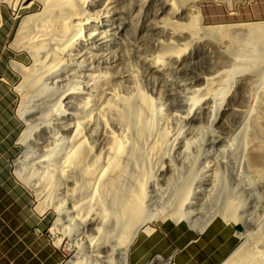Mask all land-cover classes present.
Listing matches in <instances>:
<instances>
[{
  "label": "rangeland",
  "instance_id": "374dc122",
  "mask_svg": "<svg viewBox=\"0 0 264 264\" xmlns=\"http://www.w3.org/2000/svg\"><path fill=\"white\" fill-rule=\"evenodd\" d=\"M17 3L0 1V7L8 17L5 43L0 41V236L34 240L30 245L33 250L52 253L59 263L73 260L77 256H80L79 264H93L95 261L93 251L84 242L88 235L96 233L92 230L95 227L91 228L88 222L85 225L75 222L70 228L54 225L58 217L57 210L51 206L40 213L36 207L39 202L36 192L16 173L15 159L25 150L19 139L26 128L25 120L18 112L20 104L27 105L32 122L30 141L33 138L35 142L30 144L32 150L27 157L31 160L26 158L23 166L25 173H32L33 180L45 181V167L53 165L52 161H56L60 153L63 155L71 147L65 132L75 121L70 113L86 109L87 95L76 94L69 105H65L62 100L56 104L57 98L67 89L90 94L99 92L102 95L112 90L129 94L137 87L150 95L156 101L154 112L149 115L155 126L150 137L145 139L147 143L142 142L141 146L146 150L143 155L148 152L150 139L155 138L162 128L178 134L175 140L169 141L175 143L167 144L158 155H152L150 159L147 156L146 165L136 166L131 162L117 187L118 197L104 198L105 209L119 212L116 199L121 201L122 192L129 189L131 183L139 177L145 182L147 207H177V180L192 171L197 174L193 192H199L190 198L195 203V211L208 212L212 205L215 207L217 202L230 198L239 201V211L246 215L252 214L257 221H264L263 165L253 163L243 156V150H250L254 142L253 137L246 132L253 131V118L264 105V53H261L263 48L260 44L243 41L236 47V55L233 56L236 59L233 60L227 52L228 38L224 45L209 39L208 43L202 41L189 46L182 69L175 67L173 62H167L164 73L153 72L147 68L146 61L158 51L156 40L164 37L160 32L162 30L156 27L161 26L171 15L160 1L152 3L151 0H132L120 18L110 21L114 29L99 39L103 43L91 42V39L86 41L88 47H92L89 53L87 50L86 56L82 48L75 50L73 55L76 59L66 61L62 66L65 67L53 75L45 71L41 63L44 58L41 57L37 67L41 69L42 80L37 87L23 93L18 85L24 76L14 67L12 60L30 66L34 58L26 48L15 47L14 37L17 36L22 19L28 14L42 11L43 4L39 0H18ZM197 4L202 8L206 24L264 20L261 14L252 10L253 0H238L234 8L221 0H197ZM240 38L246 39L245 36ZM183 41L176 40L179 45ZM234 62L240 64L233 77L222 83L223 79H227L223 76L210 88L222 90L200 93L198 96H210V100L199 102L193 114L187 117L186 104L193 94V88L197 87L198 79L212 71L231 69ZM78 63H81V67L77 66ZM64 70L69 73L61 74ZM103 73L111 74L109 83H104L101 77ZM94 74H99V87L84 85L86 81L93 82ZM56 76L58 81L55 82ZM45 85L48 88L42 90ZM99 103L100 97L93 102L97 114L91 121L82 118V124L100 127L93 131L88 126L83 132L91 144L96 146L97 152H104L109 142L105 136L108 132L103 130L101 119L104 118L110 126L112 116H107L109 113L105 114ZM116 133L124 137L123 132ZM104 156L103 164L106 161ZM169 159L175 167L174 175L162 171L167 168L164 165H167ZM139 172L141 175H138ZM206 180L213 181V187L211 182L200 186L199 183ZM70 186L63 179L53 192L54 200L68 208L71 207L70 198L73 202L80 200V197L84 200L88 194L80 190L74 197H70ZM217 215L229 219L222 214ZM166 218L173 219V216ZM166 218L154 220L152 226ZM63 220L66 218L63 217ZM229 220L242 225L243 243L246 240L244 232L252 223ZM143 231L140 230L138 235ZM58 238H61L59 245L56 242ZM254 244L261 248V243Z\"/></svg>",
  "mask_w": 264,
  "mask_h": 264
},
{
  "label": "bare ground",
  "instance_id": "6f19581e",
  "mask_svg": "<svg viewBox=\"0 0 264 264\" xmlns=\"http://www.w3.org/2000/svg\"><path fill=\"white\" fill-rule=\"evenodd\" d=\"M0 1L18 4V0ZM39 1L43 4L42 11L26 15L20 23L17 36L14 37L15 47L26 48L34 58V62L30 66L19 60H12L14 67L24 76L18 85L23 93L27 92V89L37 87L41 82L42 75L39 71L41 69L37 67V61H40L41 57L44 58L41 63L45 71L49 75H53L65 67L62 66L66 61L76 59L73 55L75 50L82 48L86 56L87 50L89 53L92 49V47H88L86 41L91 39V42L103 43L99 39L114 29L110 21L120 18L126 11V5L128 4L127 8H129L132 0ZM156 1H160L162 7L169 10L171 18L177 17V19L166 18L161 26L156 27V29L162 30L160 32L164 37L156 40L155 46L158 51L146 61L147 68L153 72L164 73L167 62H173L175 67L182 69L189 46L203 43L202 41L208 43L209 39L224 45L225 39L228 38L227 52L233 60L236 59L233 57L236 55V47L243 41L260 44L263 48L261 53H264V20L206 24L202 8L197 4V0H151L152 3ZM221 1H225L234 8L238 0ZM101 28L103 29L99 31ZM242 36H245L246 39L240 38ZM176 40L184 41L179 45ZM239 64L240 62H234L231 69L212 71L200 77L197 87L193 88V94L186 104V116L190 117L193 114V110L199 102L210 100V96H198L200 93L209 90H222V88H210L223 76H226L227 79H223L222 83L233 77ZM77 66L81 67V63H78ZM82 70L84 71V69ZM65 73L67 74L69 71L61 72V74ZM70 74L72 75V73ZM101 77L104 83H109L111 74L103 73ZM130 77L134 78L133 75ZM54 78L55 82L58 81L57 76ZM89 81H86L84 85L97 86L99 74L93 75V82ZM47 88L48 86L45 85L42 90ZM64 92V95L57 98L56 104L62 100L65 105H69L76 94L87 95L86 109L79 113H70L76 121L65 130L67 141L69 144L71 143V147L65 150L63 155L60 153L59 157H56V161H52L53 165L45 167V181L33 180L32 173L30 175L25 173L23 166L28 153L32 150L30 144L35 142L33 138L30 141L32 122L27 105L20 104L18 112L25 120L26 128L19 139L23 142L25 150L15 159L16 173L36 192L39 199L36 207L40 213L45 212L51 206L57 210L58 217L54 225L70 228V225L75 222L84 225L88 222L92 226L91 228L95 227L92 230L96 233L90 234L87 239H84V242H87L93 251L95 260L93 264H129L128 255L132 242L140 230L151 231L154 228L152 222L158 218H166L171 215L178 220L183 217L194 226L200 227L217 214H222L229 219L243 220L246 224L252 223L247 226L244 232L246 240L235 249L225 262L223 261V264H264L262 258L264 254V221H257L252 214L246 215L239 211L237 207L240 206L239 201L235 202L230 198L217 202L215 207L212 205L213 208L211 207L208 212L195 211L196 208H193L195 203L190 200L192 195L199 193L193 192L194 181L197 178L195 172L190 171L186 177L177 180V207L170 209H168L169 207H147L145 182L142 177H139L131 183L129 189L126 188L122 192L121 201L116 199L119 212L105 209L104 198L116 197V195L118 197L117 187L125 177L131 162L133 161L136 166L146 165L147 156L150 159L152 155H158L167 144L175 143L172 141L178 137V134L162 128L155 138L150 139L148 152L143 155L146 150L141 145L147 143L145 139L150 137L155 126L149 115L154 112L156 101L150 95L137 87L129 94H120L116 90L102 95L99 92L90 94L71 89ZM99 97L100 109L105 114L109 113L107 116H112L110 126L104 118L101 119L103 130L108 132L105 136L109 142L104 152H97L96 146L91 144L83 132V129L88 126L93 131L100 127L95 124H82L84 122L82 118L91 121V118L97 114L96 104L93 106V102ZM262 106L261 111L256 113L253 118V131L246 132L247 135L250 134L253 137V147L250 150L244 149L243 156L253 163H261L264 173V105ZM116 131L123 132L124 137L119 136ZM170 140L172 141L169 143ZM103 154H105V164H103ZM27 160H31V158H27ZM166 163L167 165L164 166L167 168L162 171L174 175L173 161L169 159ZM144 174L146 175V172ZM138 175H141V172ZM63 179L71 185L69 188L70 197H74L77 192L83 190L88 193L86 198L83 200L80 197V200L74 202L70 198V208L62 202L54 200L53 192ZM209 182L213 187V181L206 180L199 184L201 186L209 184ZM63 217L66 218L65 221ZM56 242L59 245L61 238H58ZM254 243H261V248H258ZM79 262L80 256H77L73 260L58 264H79Z\"/></svg>",
  "mask_w": 264,
  "mask_h": 264
},
{
  "label": "crops",
  "instance_id": "0c3cea01",
  "mask_svg": "<svg viewBox=\"0 0 264 264\" xmlns=\"http://www.w3.org/2000/svg\"><path fill=\"white\" fill-rule=\"evenodd\" d=\"M251 7L264 17V0ZM7 15L0 7V41L5 43ZM242 225L223 216L211 218L204 226L187 219L166 218L151 231H143L132 242L129 264H222L239 246ZM34 240L0 236V264H58L52 253H40L30 245ZM224 261V262H223Z\"/></svg>",
  "mask_w": 264,
  "mask_h": 264
},
{
  "label": "built area",
  "instance_id": "2783aa9c",
  "mask_svg": "<svg viewBox=\"0 0 264 264\" xmlns=\"http://www.w3.org/2000/svg\"><path fill=\"white\" fill-rule=\"evenodd\" d=\"M242 232H243V231H242ZM242 232H241V233H242ZM243 238H244V237L241 236V239H243ZM240 243H242V241H241ZM262 258H263V260H264V254H263V257H262ZM168 264H172V263H171V262H168ZM222 264H223V263H222Z\"/></svg>",
  "mask_w": 264,
  "mask_h": 264
}]
</instances>
